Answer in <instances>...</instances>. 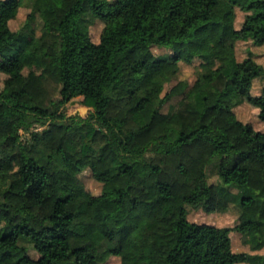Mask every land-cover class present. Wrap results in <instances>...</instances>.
I'll list each match as a JSON object with an SVG mask.
<instances>
[{"label":"trees","instance_id":"trees-1","mask_svg":"<svg viewBox=\"0 0 264 264\" xmlns=\"http://www.w3.org/2000/svg\"><path fill=\"white\" fill-rule=\"evenodd\" d=\"M259 47L264 0H0V264H215L231 239L189 210L231 207L230 263L264 264V131L235 113L264 122Z\"/></svg>","mask_w":264,"mask_h":264},{"label":"rangeland","instance_id":"rangeland-1","mask_svg":"<svg viewBox=\"0 0 264 264\" xmlns=\"http://www.w3.org/2000/svg\"><path fill=\"white\" fill-rule=\"evenodd\" d=\"M59 1V0H57ZM29 8L26 6V2H23V6L19 10L18 18L13 20L11 22L12 28H18L21 22L26 17V14L28 13ZM243 19V13L240 11H237V21L240 23ZM257 25H261V23H257ZM103 28V24L96 20L90 27V35L93 41H97L99 39L101 30ZM246 45L239 43L237 47V55L238 59L241 60L246 56ZM157 53H164L165 51L163 49H156ZM257 58L260 62L264 64V47L255 48ZM200 70V64L198 62H194L192 65H182L180 72H179V78L180 79H187L190 84H192L197 76L198 71ZM247 75L246 72L241 71L239 73V79L242 77H245ZM4 76L0 74V88L2 86V80ZM170 85H165L163 94L168 89ZM262 87V82L260 80H255L253 84V88L251 90L252 94H258L260 92V89ZM49 88L51 91L54 89L53 85L49 84ZM237 91L242 94L245 92L244 89H242L239 85L236 86ZM152 90L155 94L161 92L162 90V80L159 78H156L152 83ZM91 111L90 108H87L83 106L80 103V98L75 99L73 102H71L67 108H66V114L67 115H76V116H82L86 117L89 112ZM235 113L237 117L244 122L249 123L252 126V131L250 132V135L255 137L257 136L258 132L264 131V122H261L257 117V110L253 107L247 105L244 103L243 105L237 107L235 109ZM40 130V129H39ZM33 140L36 143H39V137H34ZM79 178L81 179L84 187L92 194H99L101 190V185L94 180L92 177V174L89 170H85L79 175ZM238 218V212L235 207L229 208L226 212H217L213 211L211 213H204L202 211L198 210H189V219L198 223H209L218 228V231L221 233V235H228L231 239V247L229 250L225 251V253L222 255V259H220V262H216L215 264H231L230 259L232 258V253H239L242 251H248L249 246L243 243V238L235 233L230 232V228L233 227L237 221ZM223 249L222 251H224ZM221 251V252H222ZM31 256L37 257V254L31 250L30 251ZM234 260V259H233ZM215 260H212L211 262H214ZM103 264H120V260L118 258L112 257L108 259ZM232 264H244L238 261L233 262Z\"/></svg>","mask_w":264,"mask_h":264}]
</instances>
